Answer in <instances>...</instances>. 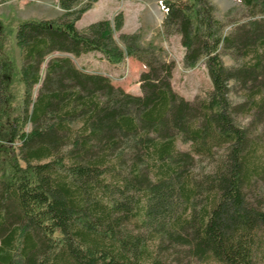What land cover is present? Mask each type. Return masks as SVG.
<instances>
[{"label": "trees", "instance_id": "obj_1", "mask_svg": "<svg viewBox=\"0 0 264 264\" xmlns=\"http://www.w3.org/2000/svg\"><path fill=\"white\" fill-rule=\"evenodd\" d=\"M84 1L59 0L60 20L18 24L19 70L0 22V264H258L264 0H239L247 16L230 21L211 0L161 1L163 33L180 37L184 67L205 60L212 90L195 101L174 91L176 63L164 49L142 45L137 33L117 43L123 14L79 32L76 22L98 0L78 9ZM55 52H100L114 65L133 58L146 67L142 95L70 57L51 58L42 78ZM197 158L210 161L202 174L192 173Z\"/></svg>", "mask_w": 264, "mask_h": 264}, {"label": "rangeland", "instance_id": "obj_2", "mask_svg": "<svg viewBox=\"0 0 264 264\" xmlns=\"http://www.w3.org/2000/svg\"><path fill=\"white\" fill-rule=\"evenodd\" d=\"M162 0H98L93 2L92 8L86 12L80 20L76 22V28L84 33L89 25L101 20L114 22L117 15L123 14L124 25L121 31H116L114 37L117 43L124 47L120 41L121 33H137L140 35L142 45L154 43L167 53L170 60L176 63L173 73V89L180 96L188 101H195L197 97H205L212 90V82L209 77L205 60H201L195 68L184 67L185 49L181 45L179 36H165L163 33V20L165 12L161 6ZM92 0H85L79 7H84ZM216 7V16L222 21L232 19H245L247 16L245 8L239 0H211ZM232 11L228 17V12ZM64 11L59 7V0H0V22L5 30L6 53L10 56L19 70L21 68V52L15 41V32L18 24L27 20H60ZM231 27L226 29L230 31ZM53 57H70L75 66L90 74H101L108 77L115 87L122 88L125 92L140 96L142 95L140 85V75L146 70L144 64L133 58H126L122 64L115 66L109 63L102 53L93 52L76 57L69 53L55 52L48 56L41 67V77L44 78L47 64ZM226 66L232 67L235 62L228 56L223 57ZM41 84L34 88V97H37ZM240 99L234 97V102ZM238 122L248 125V118L239 117ZM80 124L73 125V129H79ZM254 129V128H253ZM30 127H28V131ZM178 148L185 152H190L189 144L178 142ZM193 174H202L210 168V161L204 158H197ZM24 164V163H23ZM249 196L253 201L259 200L252 193ZM134 222V221H133ZM130 224V229L137 230L134 223ZM151 249L154 244H148ZM257 263L264 264V232L259 234L257 240ZM173 264H219L213 260H200L194 258L181 257Z\"/></svg>", "mask_w": 264, "mask_h": 264}, {"label": "crops", "instance_id": "obj_3", "mask_svg": "<svg viewBox=\"0 0 264 264\" xmlns=\"http://www.w3.org/2000/svg\"><path fill=\"white\" fill-rule=\"evenodd\" d=\"M115 66H117V65H115Z\"/></svg>", "mask_w": 264, "mask_h": 264}]
</instances>
